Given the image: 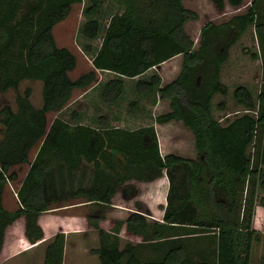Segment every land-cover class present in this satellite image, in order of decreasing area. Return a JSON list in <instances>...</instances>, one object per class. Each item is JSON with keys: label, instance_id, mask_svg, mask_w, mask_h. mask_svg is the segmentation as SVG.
Listing matches in <instances>:
<instances>
[{"label": "trees", "instance_id": "trees-1", "mask_svg": "<svg viewBox=\"0 0 264 264\" xmlns=\"http://www.w3.org/2000/svg\"><path fill=\"white\" fill-rule=\"evenodd\" d=\"M89 1L88 14L108 0ZM120 1L122 11L109 19L91 59L93 68L72 79L69 72L75 69L77 57L57 45L53 28L79 0H0V93L17 91L23 80L42 83L40 106L31 102L30 87L16 92L15 107L0 106V252L7 227L18 218L24 217L25 237L34 244L44 238L38 223L42 212L82 198L90 203L87 224L98 232L99 246L91 252L98 255L100 264H250L252 245L259 236L251 229L250 214L238 218L235 210L244 184H251L252 203L258 202L259 189L264 190V82L257 101L245 86L233 90L238 104L255 108V117L245 113L221 125L211 113V101L216 93L226 94L220 80L222 65L249 26L264 51V0H252L243 13L220 23L207 20L197 45L185 23L198 19V13L186 8L182 0ZM210 1L224 8L225 0ZM227 1L238 6L243 0ZM99 27L97 19H89L81 32L92 39ZM178 54L182 55L181 70L170 82L160 86L156 73L142 77ZM97 71L114 74L101 91L105 103L121 97L126 78L135 80L138 96L167 99L169 110L155 116V121H180L190 129L195 158L161 154L153 124L110 126L108 117L101 114L97 126H92L78 121L77 112L71 114L76 123L60 116L49 122L48 114L62 110L75 89H87L97 81ZM128 106L131 112L139 110L137 100ZM38 143L30 160L29 153ZM249 144L255 145L253 159L247 155ZM23 164L28 169L16 191L18 206L8 210L2 196L6 185L17 177L13 168ZM182 165L186 167L185 191L171 193L172 171ZM163 174L170 181L163 222H149L145 216L149 211L138 210L124 220L126 230L155 245L174 235L182 238L177 239L180 244L165 248L160 259L140 260L135 245L120 248L116 236L99 222L121 185L125 196L132 198L136 188L129 181L149 182ZM189 206L196 212L194 217L187 213ZM192 225L214 228L209 239L215 245L190 243L202 240L199 231L181 228ZM64 241V233L57 232L40 264H62ZM156 248L162 250L164 245Z\"/></svg>", "mask_w": 264, "mask_h": 264}, {"label": "rangeland", "instance_id": "rangeland-1", "mask_svg": "<svg viewBox=\"0 0 264 264\" xmlns=\"http://www.w3.org/2000/svg\"><path fill=\"white\" fill-rule=\"evenodd\" d=\"M89 0H79L72 5L71 11L68 16L57 23L53 28L54 37L58 46L67 47L70 49L75 56L77 57V65L75 69L69 72V75L72 79L76 78L80 74L92 69L91 59L93 54L98 49L101 43V36L104 33L105 27L108 24L109 19L117 13L122 11V4L120 0H108L104 2L103 6L94 10L92 13H86V8L89 6ZM240 7V6H239ZM200 16L198 15L197 20L189 21L185 29L194 40L195 45L198 44L200 26L207 20H212L215 23H219L225 21L232 14L239 12L237 7H228L223 10L215 8H207L204 6L202 10L199 11ZM97 19L99 21V32L95 38L85 37L81 28L82 25L89 19ZM89 47L91 48L89 50ZM263 54L264 51L262 49V45L260 44L256 32L253 26H249L248 29L243 33L241 38L230 47L229 55L226 62L222 65L220 80L223 84H225L227 88L226 94L216 93L211 101V113L213 117L221 124L227 125L230 121H232L235 117L240 116L245 113H249L256 116L255 108L248 110L246 107L238 104L233 96V90L237 86H245L249 92L251 93L254 101H257V96L264 82V62H263ZM178 57L172 62H166L162 69L165 73L164 82L168 80L172 75L170 73V69L174 67L170 66V63L174 64L176 69H179L180 59ZM171 64V65H172ZM175 69V70H176ZM175 71H173L174 73ZM98 79L97 81L87 89L77 88L73 91L71 100L69 103L58 112H50L47 116L48 121H52L55 116H60L72 123H76L77 119L71 117L72 112H77L78 121H82L85 124L97 126V118L101 114H105L106 116L113 115L111 119H109L110 126H122L127 128H135L143 125H149L150 123L142 122L141 119L144 117L136 115L131 116V111L129 110V102L132 100H136V96L134 92V83L135 80H130V78L125 79V91L123 92L119 103L115 108H112V105L106 104L101 98V91L103 85L106 81L114 77V74L107 72H99L97 71ZM31 88V102L34 106L38 107L41 105V88L42 83L38 80H23L19 85V89L17 91H23L24 88ZM13 89H9L6 92L0 93V106L4 103H9L11 106L15 107V95L16 92ZM149 100L151 104V100ZM143 102V109L146 110L147 106L150 105L148 101ZM221 104V105H220ZM152 109H147L148 111ZM168 109L167 103L164 101L158 104L157 108L152 109V112L155 114L166 112ZM116 118H122L125 120L124 123L115 122ZM153 119V117H150ZM158 127L155 128L157 132L158 142L161 147L162 154L166 152H172L184 157H194L195 158V148L194 143H191L192 140V132L188 129L183 123L180 121L170 122V123H157ZM1 129V124H0ZM1 138V131H0ZM193 145V146H192ZM255 145L249 144L247 147V155L253 159ZM26 167V165H25ZM25 167L23 165H17L13 168L19 174V180H21V176L24 173ZM185 166L182 165L177 168L175 171H172V191H176V193L184 192L185 187ZM23 170V171H22ZM141 182V181H140ZM151 182V181H149ZM147 182V183H149ZM20 182L16 180L11 182V185L8 187V190L13 191L19 188ZM150 184V183H149ZM243 186V185H242ZM251 184H244L241 189V196L236 205V217L241 218V215L244 217L250 214L251 220L250 226L251 229L259 236L258 241H254L252 245L251 251V263L250 264H264V203H260L261 198L264 196V190L259 189L258 193V202L255 200L253 203L251 202ZM17 194L13 195L14 203L16 204ZM168 202V195L166 196V207ZM262 202V201H261ZM155 206H153V209ZM144 210V207L140 208ZM59 212V211H56ZM157 213V211H154ZM187 213L191 216H195L196 212L192 210V207L189 206L187 209ZM151 222L157 223L155 219L149 218ZM163 220V219H162ZM18 225V224H17ZM193 226V225H192ZM47 227V226H46ZM186 230L195 229L199 231L202 240H190V243H194L198 245L213 247L215 245L212 234L214 228H209L208 230H204L201 226H193V227H181ZM201 228V229H200ZM187 230V231H188ZM21 229L17 228V226H13L9 229V234L7 233L5 248L9 247L13 244L11 241V234L20 233ZM60 232V231H59ZM55 236V234H54ZM51 237L50 240H52ZM49 243V242H48ZM19 249V248H18ZM8 252V251H7ZM31 251H22L18 256L13 258L10 262L13 264H19L24 259L28 258V255ZM44 260V258L42 259ZM39 261V259H37ZM43 262V261H42Z\"/></svg>", "mask_w": 264, "mask_h": 264}, {"label": "crops", "instance_id": "crops-1", "mask_svg": "<svg viewBox=\"0 0 264 264\" xmlns=\"http://www.w3.org/2000/svg\"><path fill=\"white\" fill-rule=\"evenodd\" d=\"M251 1L252 0H243L242 4L235 6L230 4L227 0H225L224 8L228 7L229 9V7H233V8L237 7V9H239V12L234 13L232 15L243 13L250 5ZM182 3L186 8L196 11L199 16H200L199 11L202 10L204 6H206L207 8L216 7V5L210 0H182ZM189 21L185 23V26ZM204 23H202V25ZM178 57H181L180 58L181 62L179 69L178 68L176 69V67L172 63ZM166 62H172L170 63V66H173L174 69L173 68L170 69V73H172L171 74L172 76L164 82L163 80L165 79L164 77L165 73L162 69V66ZM181 64H182V55L178 54L168 59L167 61H164L160 65L147 70L142 77L148 78V76L151 75L152 73H156L160 76V80H161L160 86H161L164 85L165 83L170 82L179 74L181 70ZM173 71L175 72L173 73ZM100 72H107V71H100ZM107 73H111V72H107ZM133 93H135V91ZM135 96H136L135 99L139 102V110L136 112H131V116H129V119L131 118L132 120L133 117L132 115L138 114V116L144 117V119H141L142 122H144V124L147 122L148 123L151 122L154 125V127L157 128L158 125L157 122L155 121V116H157L161 112L155 114L154 112H152V109L154 110V108L158 107V104L160 102L164 101L165 103H167V107H168L167 111H168L169 101L167 99H161L158 95L138 96L135 93ZM120 98L114 103H106V104H110L112 105V108H115L116 105L119 103ZM147 99H150L152 101L151 104ZM146 100L149 102L150 105H148L145 110L143 109V102ZM149 108L152 109L148 111L147 109ZM107 117H108V121H110L109 119H111L114 116L111 115L110 118L109 116ZM150 117H153L154 120L150 119ZM114 121L116 123L125 122L124 119L116 118V117ZM170 122H175V120L169 121L167 123ZM191 143H194L193 134H192ZM39 145L40 143H38V145L34 146L31 149L29 153L30 160H32L35 157ZM160 152L162 154L161 147H160ZM167 153H172V152H166L165 154ZM189 158H194V157L190 156ZM24 167H25V169H23L24 173L21 176L22 179L25 176V173L28 169L27 164H23V168ZM19 178H20L19 174H17L15 180L16 182L19 181L21 183L22 179L19 180ZM149 183L134 181V180L129 181V184H133L136 188V195L132 198H127L125 196L126 193L124 192L125 191L124 186L121 185L114 194V196L112 197L111 203L106 208L104 218L99 222V225L102 229L110 232L113 236H116L120 248H122L127 243H131L135 245L136 247L135 252L140 260L160 259L167 250V247H170L175 244H180V241L177 239L182 238V235H174L168 238L169 241L167 240V242H165V239H163L161 241H158L159 242L158 245H155L153 241H143L142 236L129 233L126 230V224L124 220L128 217L130 213L138 212V210H141L140 209L141 207L145 208L142 211H146V210L149 211V214L147 215L145 214L149 222H151L149 218L155 220L157 219L156 220L158 221L157 223L163 222L162 218H163L164 209L166 208V196L168 195L170 188L169 178L167 177L166 174H163L162 176L152 180ZM8 185L10 186L11 183H8L6 185L2 196V201L6 209L13 210L16 209L18 206V198L16 197L17 198L16 204L13 205L14 203L13 195L17 193L16 190H14L12 194L11 191L8 190L9 187ZM137 203H139L140 205L139 207L137 206ZM153 206H155L154 207L155 209H153ZM89 208H90V203L85 202L84 199L82 198H77V199H73L72 201L65 202L61 206H56L48 211L42 212L39 215L38 223L40 224V226L44 231V238L34 244L28 242V240L25 237L24 217L18 218L16 221L10 224L6 229L3 246L0 252V264H9V262L13 258L18 256V254H20V252H22L23 250L31 251V252L29 253L28 258L24 259L19 264L42 263L43 261L42 259L44 258L45 255L46 245L48 244V242L51 241L50 240L51 237H53L54 234H56L59 231L63 232L65 236L62 264H100L98 255L96 253L91 252L92 249H95L99 246V236L97 230L90 227L87 224L86 214ZM154 211H157V213H155ZM14 225L17 226V228H20L21 231L20 233L16 232V234L10 233L11 241H13V244L5 248L7 233L9 234L8 232L9 229ZM181 230L182 229L178 230L179 231L178 233L181 234L182 233ZM161 245H164V248L162 250H157L156 246L160 247ZM37 259H39V261H37ZM10 264H13V262Z\"/></svg>", "mask_w": 264, "mask_h": 264}]
</instances>
